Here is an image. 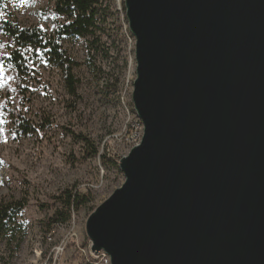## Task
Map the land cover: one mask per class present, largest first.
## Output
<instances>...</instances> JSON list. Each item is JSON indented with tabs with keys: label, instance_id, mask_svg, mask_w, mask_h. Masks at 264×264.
<instances>
[{
	"label": "water",
	"instance_id": "obj_1",
	"mask_svg": "<svg viewBox=\"0 0 264 264\" xmlns=\"http://www.w3.org/2000/svg\"><path fill=\"white\" fill-rule=\"evenodd\" d=\"M140 143L86 234L111 264H264V0H124Z\"/></svg>",
	"mask_w": 264,
	"mask_h": 264
},
{
	"label": "rangeland",
	"instance_id": "obj_2",
	"mask_svg": "<svg viewBox=\"0 0 264 264\" xmlns=\"http://www.w3.org/2000/svg\"><path fill=\"white\" fill-rule=\"evenodd\" d=\"M122 1H105L103 6L110 7L104 9L101 30L94 38L65 37L62 42L76 64L75 97L69 94L61 70L38 49L23 51L30 73L24 77L25 93L18 92L11 65L1 61L15 45L0 31L4 45L0 47V106L8 109L0 116V162H4L0 163V200L25 195L28 202L9 232L0 236V264L52 263L51 259L46 262L47 257L72 226L77 237H69L59 262L90 264L78 251V244H90L87 219L125 180L119 167L107 160L120 159L134 147L129 141L137 121L132 103L135 39ZM50 10L51 0H0V20L20 27L43 26L47 33L54 29ZM88 40L95 42V49L88 48ZM15 108L39 131L14 138L10 112ZM90 144L99 154L91 153ZM68 190L89 194L92 200L72 210L67 222L53 223L50 218L64 208Z\"/></svg>",
	"mask_w": 264,
	"mask_h": 264
},
{
	"label": "trees",
	"instance_id": "obj_3",
	"mask_svg": "<svg viewBox=\"0 0 264 264\" xmlns=\"http://www.w3.org/2000/svg\"><path fill=\"white\" fill-rule=\"evenodd\" d=\"M105 1L51 0L49 19L54 29L53 32L50 33L45 32L39 25L20 27L17 23L12 21L0 20V31L10 37L15 45V48L11 51L9 56L2 57L1 61L6 65H11L16 80V90L18 92L25 93L22 91L23 89L26 90V87L24 88V77L30 73L23 51L27 49L36 51L38 49L43 53L48 63L61 70L69 94L74 97L77 96L78 79L74 73L76 64L73 59L67 55L62 42L65 37L94 38L97 32L101 30L99 26L100 18L104 16L105 12L109 10L110 7V4L106 7L103 6ZM121 5L125 18L124 1H122ZM94 43L95 42L88 40V48L95 49L96 46ZM7 110V107L0 106V116H3ZM10 118L14 138L18 139L21 136H27L39 131L38 128L29 121L27 116L17 108L10 112ZM45 120L49 121L48 119ZM83 139L89 143L87 138ZM91 146V153L94 155L99 154V150L93 145ZM103 157L104 159H110L106 155ZM107 161H110L118 168L117 158L116 160ZM0 163L4 165V162ZM91 200L92 198L89 194L78 191L73 192L71 190L66 191V199L63 201L64 208L57 210L50 218V221L53 223L67 222L71 218L72 210H77L87 205ZM27 204L28 202L25 195L17 200H0V236L9 232L11 224Z\"/></svg>",
	"mask_w": 264,
	"mask_h": 264
},
{
	"label": "built area",
	"instance_id": "obj_4",
	"mask_svg": "<svg viewBox=\"0 0 264 264\" xmlns=\"http://www.w3.org/2000/svg\"><path fill=\"white\" fill-rule=\"evenodd\" d=\"M136 119L137 121H136V124L134 125V132L132 134L131 140L129 141V144L133 146L138 145L140 143L142 136H143V129H144L143 124L141 120L137 117V115H136ZM117 162H119V159H117ZM65 232H66V235L63 237V240L61 241L60 244H57L52 248L50 255L46 259V262H48L49 259H51L52 263L50 264H60L59 261H60L61 255L63 254L66 248L69 237H72V238L77 237V232H75V228L73 226L69 227V229H66ZM78 251L81 253L83 258L87 261V263L97 264L99 262L101 264H111L109 256L104 251H101L98 254L92 251L91 243L88 244L87 246H80V244H78Z\"/></svg>",
	"mask_w": 264,
	"mask_h": 264
},
{
	"label": "snow or ice",
	"instance_id": "obj_5",
	"mask_svg": "<svg viewBox=\"0 0 264 264\" xmlns=\"http://www.w3.org/2000/svg\"><path fill=\"white\" fill-rule=\"evenodd\" d=\"M41 27H43V26H41ZM3 46H4L3 44H0V47H3ZM2 76H3V66H2V62H0V77H2ZM9 79H11V77Z\"/></svg>",
	"mask_w": 264,
	"mask_h": 264
}]
</instances>
